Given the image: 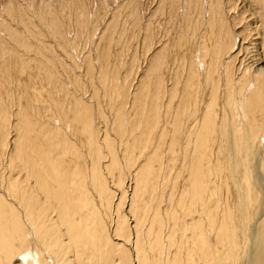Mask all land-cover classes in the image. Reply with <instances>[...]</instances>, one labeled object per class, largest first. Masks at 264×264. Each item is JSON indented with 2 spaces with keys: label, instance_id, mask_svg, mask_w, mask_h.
<instances>
[{
  "label": "bare ground",
  "instance_id": "1",
  "mask_svg": "<svg viewBox=\"0 0 264 264\" xmlns=\"http://www.w3.org/2000/svg\"><path fill=\"white\" fill-rule=\"evenodd\" d=\"M174 2L177 35L121 69L10 61L0 33V264H264V41L247 58L234 25L251 1Z\"/></svg>",
  "mask_w": 264,
  "mask_h": 264
},
{
  "label": "rangeland",
  "instance_id": "2",
  "mask_svg": "<svg viewBox=\"0 0 264 264\" xmlns=\"http://www.w3.org/2000/svg\"><path fill=\"white\" fill-rule=\"evenodd\" d=\"M174 1L177 0H172V1L170 0L171 4L173 2L174 5H177L176 2ZM250 1H251L250 4L247 3L246 9H244L245 15L242 14L244 17L240 16L241 12H239L240 11L239 10L235 14V17H237L236 20L238 21L234 22V25L236 24L235 25L236 30L240 26L241 28H239V31L240 30L243 31L244 32L243 36L246 37V40L244 41L245 42L244 45L246 47H249L248 48L249 51L246 52L247 58L248 57L252 58L251 56H253L257 52L256 49H253L252 46H249L248 44L254 41L257 43L264 41V27H263L264 10L259 11L261 9H264V6L262 7V5L256 4L255 0H250ZM170 2L168 0H163V1L162 0L161 1L160 0H0V23H3L0 24V26H3L4 24L5 26L7 24H11L13 28H17L18 30L17 33L13 31L14 34L17 35L16 36L17 40H15L16 38L13 37L14 36L13 34L10 35V33L8 34L7 32L3 31L2 28H0V33L3 34L2 37L3 39H5L3 43H5L6 41L7 42L5 43V45H7L6 47H10L12 50H15L12 53H9V51L4 52L3 55H1L2 53H0V55L2 58L4 57L6 59L9 58L8 60L10 61H14L12 59L13 56L14 58H17L18 55L22 56L23 54H25L24 56L27 57L36 56L40 62L42 61L41 63L43 65L46 64L45 65L46 67H51L50 65L53 63L51 62L52 61L51 57L54 59H57V57L60 59L62 57L60 59V62H56V60H54V62H56L57 64L59 63L60 65L63 64V67H65L66 65L73 67L74 70L76 71L75 76L78 75V73L79 75L83 73V71L81 70L84 69L83 67L84 61L86 60L88 61L92 59H93L92 64L94 66V62L101 63V60L103 61L104 58L107 57L109 64L110 63L113 64L115 58L117 59L118 57L119 60L120 59L121 60L115 62L114 65H117L118 69H121L127 62L130 61L132 55L134 54L133 52L135 50L137 51L136 59H138V61L141 64L144 59L142 54L145 53L143 55L148 57L152 53L148 51L151 50L152 47L150 46H153L152 44L154 43V41L152 42L149 36H151L153 33L159 32L160 30H164L165 39L169 42L177 35L175 33L174 34L172 33L174 31V27L177 28L176 23L175 26H173L175 19H177V18L174 19L173 15L178 14L179 16L183 15L182 18L186 17V15H184L183 13H181V11H179V8L177 6L176 9L173 7L174 6L173 4L172 5L169 4ZM242 5H240V7ZM251 7L252 9L253 8L255 9L250 10ZM8 8H11V10H9ZM167 9L169 10L167 11ZM173 9H174V13L172 11ZM178 11L179 13H177ZM170 13L172 17H170L171 16ZM250 13L251 15H253V17L250 15ZM53 14L54 16L52 17ZM224 15L227 16L228 14L224 13ZM42 16L44 18H42ZM169 17L170 19L173 18V21L170 20ZM166 19H168L170 22ZM38 21L41 22L39 23ZM258 21L261 23L258 24ZM61 22H65L66 24L63 25V23ZM247 22H249V25L251 26H248ZM55 25L56 27L53 28ZM50 26H53L52 27L53 29L50 28ZM44 28L46 29V32L44 31L45 30ZM74 28L77 30H75ZM255 29L257 31L259 29L258 32L262 36L261 38L260 35L255 36L256 34ZM52 30L54 31L56 30V32L54 31L52 32ZM54 33L55 35L58 36H55ZM51 34H53L54 37L50 36ZM60 36L63 37L64 40L68 42L66 49H64V47H60L61 46L60 43H62V41H63L62 45H64V40L63 38L61 39ZM254 37H256L257 40H254L256 39ZM146 38L150 40L149 43ZM162 40L163 39L161 38V41ZM27 42L28 44H26ZM57 42H59L58 45ZM236 42L237 44H239L238 38ZM20 43L22 44L20 45ZM157 44L158 43H156V45ZM173 45L177 46L178 44L174 42ZM50 48H52L53 50L55 49L54 52L56 56L53 55L54 53ZM139 48H141L142 53L141 51L140 52L138 51ZM37 49H39L41 55ZM2 50L3 49H1V52H3ZM17 53L19 54L15 55ZM98 54H101L102 56L100 57L98 56ZM9 55L10 57L12 56L11 59ZM39 57H41V60ZM45 61H47L48 63ZM56 63H54V66L57 69L59 68V73H60L61 71L60 65L59 64L57 65ZM107 69L106 71L110 73V70L112 68L108 67ZM82 78L84 80V83H87L85 81L87 78L86 77H82ZM98 84L99 83L96 81L94 83L95 85L94 87H98L99 89L98 93H100V96H102L104 91L101 89L100 85ZM88 94L89 93H87L86 98H89Z\"/></svg>",
  "mask_w": 264,
  "mask_h": 264
}]
</instances>
